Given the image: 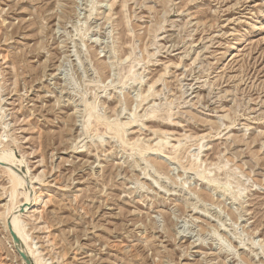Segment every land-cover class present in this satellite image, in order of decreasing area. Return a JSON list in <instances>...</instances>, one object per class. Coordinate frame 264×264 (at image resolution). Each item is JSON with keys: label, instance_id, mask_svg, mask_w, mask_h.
I'll return each mask as SVG.
<instances>
[{"label": "rangeland", "instance_id": "374dc122", "mask_svg": "<svg viewBox=\"0 0 264 264\" xmlns=\"http://www.w3.org/2000/svg\"><path fill=\"white\" fill-rule=\"evenodd\" d=\"M4 150L39 264H264V0H0Z\"/></svg>", "mask_w": 264, "mask_h": 264}, {"label": "bare ground", "instance_id": "6f19581e", "mask_svg": "<svg viewBox=\"0 0 264 264\" xmlns=\"http://www.w3.org/2000/svg\"><path fill=\"white\" fill-rule=\"evenodd\" d=\"M0 152V168L7 172L12 179V207L8 208L7 211V230L9 231L8 224L11 222L14 232L21 240L23 252L30 261H32L34 264H39V260L34 257V253L29 246V236L25 233V224L22 220V217L25 213H28L40 203L42 196L33 191L35 184L34 179L28 174L23 173V170L21 169L24 159H18L11 151L4 150ZM18 193L21 194L23 199L22 201H16V198H18L17 195H19ZM22 262L23 264H26L23 259Z\"/></svg>", "mask_w": 264, "mask_h": 264}, {"label": "water", "instance_id": "95a60500", "mask_svg": "<svg viewBox=\"0 0 264 264\" xmlns=\"http://www.w3.org/2000/svg\"><path fill=\"white\" fill-rule=\"evenodd\" d=\"M8 227H9V231L11 233L12 239H13V243L17 249L19 256L24 260L26 264H32L31 261L27 258V256L23 252L21 240L19 239L17 234L14 232L11 222L8 224Z\"/></svg>", "mask_w": 264, "mask_h": 264}]
</instances>
